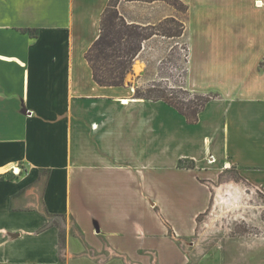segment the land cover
Here are the masks:
<instances>
[{
  "label": "crops",
  "instance_id": "obj_1",
  "mask_svg": "<svg viewBox=\"0 0 264 264\" xmlns=\"http://www.w3.org/2000/svg\"><path fill=\"white\" fill-rule=\"evenodd\" d=\"M109 1L0 0V264H186L225 169L264 188V0H183L184 85L213 96L196 123L94 79ZM159 7L118 8L178 18Z\"/></svg>",
  "mask_w": 264,
  "mask_h": 264
},
{
  "label": "rangeland",
  "instance_id": "obj_2",
  "mask_svg": "<svg viewBox=\"0 0 264 264\" xmlns=\"http://www.w3.org/2000/svg\"><path fill=\"white\" fill-rule=\"evenodd\" d=\"M154 2L161 3L158 13L165 15L172 11L178 15V20H185L181 9L164 1ZM134 63L135 70L127 76L128 85L135 89L137 86L146 89L153 83H160L179 89L184 84L187 66L186 39L183 35L175 40L156 37L148 42ZM142 72L145 82L137 79ZM178 92L179 97L189 99H193L196 94H187L181 90ZM192 163L181 161L180 165L193 167L190 166ZM228 183H234L244 192L240 204L234 200L228 205L216 202L217 187ZM181 243L188 259L186 264H264V188L243 180L234 169H225L212 187L210 206L199 216L195 234ZM151 259H155V256Z\"/></svg>",
  "mask_w": 264,
  "mask_h": 264
},
{
  "label": "trees",
  "instance_id": "obj_3",
  "mask_svg": "<svg viewBox=\"0 0 264 264\" xmlns=\"http://www.w3.org/2000/svg\"><path fill=\"white\" fill-rule=\"evenodd\" d=\"M121 0H110L103 12L100 34L86 53V58L93 70L94 79L100 85H125L127 76L133 73L135 59L143 49L145 41L155 35L176 38L183 35L185 20L170 17L155 25H141L129 22L120 12ZM129 1H164L187 15L189 6L183 0H129ZM178 90L187 94L192 91L185 85L178 88L171 85L153 83L146 89L137 87L138 98L163 100L183 114L189 123L199 120V113L213 98L212 95L196 93L193 99L179 97ZM190 166H194L192 163Z\"/></svg>",
  "mask_w": 264,
  "mask_h": 264
},
{
  "label": "bare ground",
  "instance_id": "obj_4",
  "mask_svg": "<svg viewBox=\"0 0 264 264\" xmlns=\"http://www.w3.org/2000/svg\"><path fill=\"white\" fill-rule=\"evenodd\" d=\"M262 2L259 1L258 4L260 5ZM217 203H225L229 204L233 200L235 203L240 204L241 199L244 196V192L236 186L234 183H228V184H223L222 186L217 187ZM234 198V199H233ZM230 206V205H229Z\"/></svg>",
  "mask_w": 264,
  "mask_h": 264
},
{
  "label": "built area",
  "instance_id": "obj_5",
  "mask_svg": "<svg viewBox=\"0 0 264 264\" xmlns=\"http://www.w3.org/2000/svg\"><path fill=\"white\" fill-rule=\"evenodd\" d=\"M210 162H212L213 161V158H212V161L211 160H209Z\"/></svg>",
  "mask_w": 264,
  "mask_h": 264
}]
</instances>
